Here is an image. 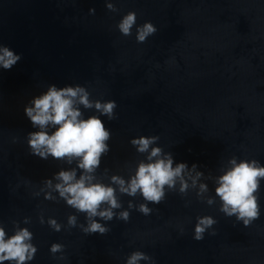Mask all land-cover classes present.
Masks as SVG:
<instances>
[{
	"label": "clouds",
	"instance_id": "1",
	"mask_svg": "<svg viewBox=\"0 0 264 264\" xmlns=\"http://www.w3.org/2000/svg\"><path fill=\"white\" fill-rule=\"evenodd\" d=\"M106 7L109 11H118L111 0H106ZM89 12L94 14L95 9H90ZM136 23V12L129 11L116 27L123 36L128 37L132 35ZM156 32L157 28L153 23L145 22L136 27V40L138 43H144ZM21 59L22 56L9 46L0 44V68L11 70ZM90 97L91 93L84 86L77 84L58 88L51 84L43 94L32 99L30 106L26 105L24 108L33 128L39 129L28 133L27 136L31 154L44 160L51 156L69 165L75 162V167L60 170L55 174L58 183L54 185V190L59 193V197L77 213L85 215L84 224L78 223L77 215H68L67 229L79 227L88 235H104L110 229L98 222L97 217L106 222L114 217L125 222L130 218L129 210L114 211L122 208L120 195L142 196L145 203L136 205L130 200L128 209L136 208L140 213L149 215L153 209L148 207V203L160 204L165 199L166 190L186 195L190 187H197V182L203 176L202 172L196 170L197 165L192 164L189 168L187 163L181 162L173 167L171 153H164L159 146L152 147L157 144L158 136L133 138L131 145L145 158L137 161L134 170L129 168L127 178L119 174L109 176V170L105 168L102 175L108 178L109 183H104L97 171L102 157L110 151L108 141L111 132L105 127L100 116L94 114L84 118L81 106L88 110L94 109L111 121L117 118V104L113 100L102 101ZM50 127L54 128L51 134L48 131ZM228 163L231 167L216 180L218 186L215 188V195L221 201L219 210L228 217L235 216L237 221H242L243 225L248 227L260 216L258 193L260 182L264 180V166L255 159H242L238 162L236 157L230 158ZM193 172L195 176L192 175ZM45 184L48 188L53 187L52 180H46ZM208 190L207 184L200 183L197 197H203ZM45 199L55 200V197L47 193ZM202 201L208 205L215 203L211 196ZM39 220L41 224L45 223L43 214ZM30 222L27 217L23 221L24 224ZM216 223L212 216L197 217L194 239L202 240L205 232ZM47 224L56 232L65 227L52 217L48 218ZM13 225L14 231L10 236L4 226L0 225V264H5L6 261L9 264H28L38 250L32 243L33 233L27 227H20L19 222L13 221ZM210 234L215 235V230ZM63 251L64 245L60 243H53L50 247L54 257L55 254L61 253L58 257L61 260L66 259ZM141 261H152V257L137 250L127 257L126 264H140Z\"/></svg>",
	"mask_w": 264,
	"mask_h": 264
}]
</instances>
